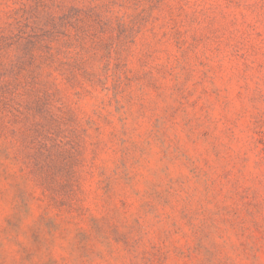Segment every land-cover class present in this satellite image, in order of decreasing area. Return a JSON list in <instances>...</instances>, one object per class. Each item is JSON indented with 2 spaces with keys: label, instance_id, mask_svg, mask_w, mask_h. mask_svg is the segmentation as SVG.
I'll use <instances>...</instances> for the list:
<instances>
[{
  "label": "rangeland",
  "instance_id": "1",
  "mask_svg": "<svg viewBox=\"0 0 264 264\" xmlns=\"http://www.w3.org/2000/svg\"><path fill=\"white\" fill-rule=\"evenodd\" d=\"M1 39L0 264H264V0H0Z\"/></svg>",
  "mask_w": 264,
  "mask_h": 264
},
{
  "label": "trees",
  "instance_id": "2",
  "mask_svg": "<svg viewBox=\"0 0 264 264\" xmlns=\"http://www.w3.org/2000/svg\"><path fill=\"white\" fill-rule=\"evenodd\" d=\"M3 48H4V43H3V40L1 39V40H0V51H1ZM0 72L2 73V68H1V66H0ZM0 77H1V78H2V77H3V78H6V75L2 73ZM3 87H4V89H6V86H3ZM4 89H3V88H0V92L4 91Z\"/></svg>",
  "mask_w": 264,
  "mask_h": 264
}]
</instances>
